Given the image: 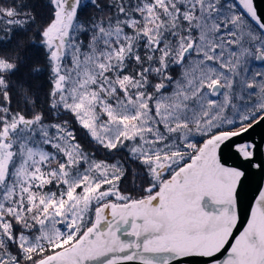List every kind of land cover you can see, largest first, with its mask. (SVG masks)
<instances>
[{
    "label": "snow or ice",
    "instance_id": "obj_1",
    "mask_svg": "<svg viewBox=\"0 0 264 264\" xmlns=\"http://www.w3.org/2000/svg\"><path fill=\"white\" fill-rule=\"evenodd\" d=\"M262 4L0 0V264H264Z\"/></svg>",
    "mask_w": 264,
    "mask_h": 264
},
{
    "label": "water",
    "instance_id": "obj_2",
    "mask_svg": "<svg viewBox=\"0 0 264 264\" xmlns=\"http://www.w3.org/2000/svg\"><path fill=\"white\" fill-rule=\"evenodd\" d=\"M261 8L264 9V4L261 5ZM261 131H264V130H258V132L254 133L251 138H255V139L259 140ZM226 159H227V163L229 165H233V166L244 165V162L232 150H227ZM252 195H253V193H252V190L250 189V186L246 185L245 190L241 194L243 205H244L245 209L248 208L250 201L252 199ZM246 218H247V212L245 211L242 214V219L246 220Z\"/></svg>",
    "mask_w": 264,
    "mask_h": 264
},
{
    "label": "trees",
    "instance_id": "obj_3",
    "mask_svg": "<svg viewBox=\"0 0 264 264\" xmlns=\"http://www.w3.org/2000/svg\"><path fill=\"white\" fill-rule=\"evenodd\" d=\"M19 39L20 38L17 37V40H19ZM15 44H16V42L13 41L12 45H10L6 50H0V52H2L3 55H7V56L11 57V55L13 54V51L15 49ZM27 71H28V68L26 66L20 68V73L21 74H23V73H25ZM31 83L33 84L34 90L37 92V95L39 96V99L41 101H43V92L40 91V89L44 88L46 90V88H47L46 73L40 79L32 80ZM17 99H18V103H19V98H17ZM21 106H22V104H21Z\"/></svg>",
    "mask_w": 264,
    "mask_h": 264
}]
</instances>
